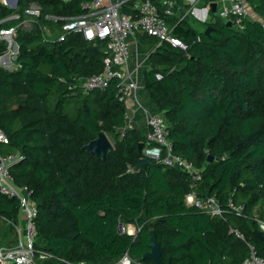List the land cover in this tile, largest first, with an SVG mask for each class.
Instances as JSON below:
<instances>
[{
	"label": "trees",
	"instance_id": "trees-1",
	"mask_svg": "<svg viewBox=\"0 0 264 264\" xmlns=\"http://www.w3.org/2000/svg\"><path fill=\"white\" fill-rule=\"evenodd\" d=\"M91 1L0 6V20L20 16L3 29L29 18L32 5L40 7L31 29L17 28L13 69L0 66V129L9 138L0 154L23 157L12 174L18 186L33 191L35 250L51 255L40 262L116 264L128 252L153 264L143 259L152 230L162 259L171 264H242L249 256L247 242L264 257V242L255 236L258 210L264 219V0H249L258 19H246L243 30L217 15L207 24L208 35L167 18L186 50L170 44L156 49L158 40L143 33L155 66L145 72L146 89L165 116L174 152L202 172L193 188L188 174L162 164L129 172L148 139L126 129L128 105L118 79L105 91L84 92V82L103 71L107 42L60 35L68 19L86 14L84 5ZM7 50L1 40L0 57ZM101 132L114 139L106 160L83 150ZM193 190L199 199L216 197L225 220L187 205ZM230 199L245 206L243 215L229 208ZM20 214L19 202L0 193V219L8 223L0 230V247L14 242ZM120 224L138 231L120 233ZM231 227L246 241L230 233Z\"/></svg>",
	"mask_w": 264,
	"mask_h": 264
},
{
	"label": "built area",
	"instance_id": "built-area-1",
	"mask_svg": "<svg viewBox=\"0 0 264 264\" xmlns=\"http://www.w3.org/2000/svg\"><path fill=\"white\" fill-rule=\"evenodd\" d=\"M4 1V0H3ZM6 4L12 8L9 0ZM223 2V1H222ZM163 10L153 0H92L84 5L86 14L81 17L68 19L62 26L60 40L67 34H82L85 39L91 42H107L108 54L104 59V68L100 74L88 78L83 89L85 93L96 90L105 91L113 79L120 81L121 100L127 101L130 95L138 90V79L135 71L129 69L131 58L128 39L137 32L147 34L158 40L156 49L164 44L172 47L187 49V45L174 34L166 19L173 17L176 7V0H164ZM37 6V5H36ZM131 10L125 11V8ZM15 9V8H14ZM220 17L226 22L232 21L238 30L244 29L246 19L253 17L249 0H224L219 10ZM29 18L19 23L17 27L3 29L1 25L8 21L19 20L20 16L15 14L6 19L0 20V41L8 35L16 36L17 28L31 29L33 18L40 15V7L35 10L32 7L27 11ZM264 29V20H260ZM12 53L15 60L16 54ZM162 74L157 73L156 78L162 79ZM149 134L147 136L148 146L142 150V157L169 168L178 169L189 175L192 188L202 179V172L197 166L174 152L173 142L169 139L168 125L163 113L146 112ZM126 129H132V118L130 110L125 115ZM0 144L8 145L9 138L0 129ZM20 152L11 154H0V193L8 199H15L20 205L21 222L15 226V240L10 245L0 247V264H42L40 261L51 257L46 252L35 250L37 206L32 196L33 191L28 186H18L12 174L13 167L22 160ZM133 168L129 169V172ZM186 203L194 206L210 216L223 217V209L219 200L211 196L205 200L199 199L193 190L186 197ZM229 208L237 215H243L245 206L237 204L233 199L228 203ZM261 232H264V219H257ZM130 234L124 226V233ZM230 233L246 241L244 234L233 227ZM133 235V234H132ZM249 256L242 264H264V257L260 256L255 244L247 242ZM78 264H86L81 262ZM116 264H142L126 252Z\"/></svg>",
	"mask_w": 264,
	"mask_h": 264
},
{
	"label": "crops",
	"instance_id": "crops-1",
	"mask_svg": "<svg viewBox=\"0 0 264 264\" xmlns=\"http://www.w3.org/2000/svg\"><path fill=\"white\" fill-rule=\"evenodd\" d=\"M160 8L163 10L164 0H153ZM224 0H217L218 10L221 9ZM2 6H8L6 1H2ZM212 2L209 0H181L177 2V7L174 13V18L177 19V24L185 22L200 32H205L207 29V24L212 21L214 14L211 12L210 4ZM10 7V6H8ZM11 8V7H10ZM252 6L250 4V10L252 15L255 13L252 12ZM12 9H14L12 7ZM256 16V15H255ZM26 20V19H25ZM19 24L16 25V27ZM143 33L134 34L128 39L130 45L131 58L129 61V69L135 71V75L138 79V90L130 95L127 99L128 110H130L132 118V128L140 130L144 135L148 136L149 127L147 123V114L146 112L151 113H160L158 110L157 104L151 100L149 93L146 89L145 84V72L152 70L155 66L150 61L151 45L145 41L143 38ZM15 36L8 35L3 37L8 43V50L0 57L2 61L6 62L9 65L13 66L12 53L18 52L19 49H16V43L14 41ZM143 38V39H142ZM14 44V45H13ZM18 46V45H17ZM14 48V51L12 50ZM0 61V62H2ZM11 63V64H10ZM3 64V62H2ZM0 63V66H2ZM21 222V217L19 219ZM127 228L133 232L130 234L135 235V230L137 227L130 224ZM138 231V230H137Z\"/></svg>",
	"mask_w": 264,
	"mask_h": 264
},
{
	"label": "water",
	"instance_id": "water-1",
	"mask_svg": "<svg viewBox=\"0 0 264 264\" xmlns=\"http://www.w3.org/2000/svg\"><path fill=\"white\" fill-rule=\"evenodd\" d=\"M3 0H0V6L3 5ZM18 1L19 0H9L13 8H16L18 6ZM212 3L210 4V9L211 12L214 15H217L220 17V13L218 10V2L217 0H209ZM227 25L229 27H234L235 24L232 21L227 22ZM211 28L208 27L205 31V33L208 35L210 33ZM16 49L18 50L19 47L16 45ZM1 60V58H0ZM113 149V144L110 141L109 137L107 136L106 133L101 132L99 137L96 140L91 141L87 145L83 147V150L89 152L91 155L96 156V157H101L103 160H106L109 152ZM139 154H140V159L138 163L133 167L134 171H138L142 168H145L149 165H152L154 162L148 160L147 158L142 157V150H143V144L139 145ZM214 161V158L210 156L208 158V162L212 163ZM119 231L120 233H124V225L120 224L119 226ZM255 236L262 242H264V235L261 231L256 230L255 231ZM150 251L147 252L144 256L143 259H148L153 262V264H171L170 261L165 262L162 259V250L160 247V244L158 242L156 233L152 230L150 233Z\"/></svg>",
	"mask_w": 264,
	"mask_h": 264
},
{
	"label": "rangeland",
	"instance_id": "rangeland-1",
	"mask_svg": "<svg viewBox=\"0 0 264 264\" xmlns=\"http://www.w3.org/2000/svg\"><path fill=\"white\" fill-rule=\"evenodd\" d=\"M36 5H32V10H35L36 9ZM32 24H33V22H32ZM47 31V30H46ZM47 33H49V31H47ZM61 36V35H60ZM47 37L49 38V39H52V40H54V39H56L57 37H56V35H54V36H51V35H47ZM14 45V44H13ZM12 50L14 51V48L12 47ZM0 61H2V60H0ZM2 62H3V64H2ZM2 62H0L1 64H2V67H5V68H7V69H9V70H12L13 69V66L12 65H9V64H7L6 62H4V61H2ZM11 64V63H10ZM108 137H109V139H110V141L112 142V144L114 143V139H113V137L111 136V135H108ZM257 218L258 219H261L260 218V212H259V210H258V212H257ZM8 225V223L5 221V219H0V230H4L5 228H6V226ZM131 233L133 232L131 229L129 230ZM137 233V230H135V234ZM5 245V244H4Z\"/></svg>",
	"mask_w": 264,
	"mask_h": 264
}]
</instances>
